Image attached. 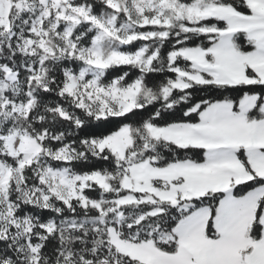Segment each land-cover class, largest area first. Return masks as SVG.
<instances>
[{
  "label": "snow or ice",
  "instance_id": "snow-or-ice-1",
  "mask_svg": "<svg viewBox=\"0 0 264 264\" xmlns=\"http://www.w3.org/2000/svg\"><path fill=\"white\" fill-rule=\"evenodd\" d=\"M0 264H264V0H0Z\"/></svg>",
  "mask_w": 264,
  "mask_h": 264
},
{
  "label": "trees",
  "instance_id": "trees-1",
  "mask_svg": "<svg viewBox=\"0 0 264 264\" xmlns=\"http://www.w3.org/2000/svg\"><path fill=\"white\" fill-rule=\"evenodd\" d=\"M230 94L238 98L239 95H241L242 93H240V92H234V93H230ZM180 155H183V153H180ZM194 155H196L197 157L202 156V152L194 153Z\"/></svg>",
  "mask_w": 264,
  "mask_h": 264
}]
</instances>
